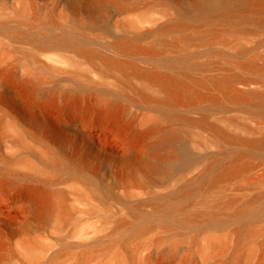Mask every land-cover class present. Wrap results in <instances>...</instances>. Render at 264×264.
<instances>
[{
  "label": "bare ground",
  "instance_id": "bare-ground-1",
  "mask_svg": "<svg viewBox=\"0 0 264 264\" xmlns=\"http://www.w3.org/2000/svg\"><path fill=\"white\" fill-rule=\"evenodd\" d=\"M64 2L66 12L58 22L50 9L41 14L31 5L29 13L22 5L15 10L25 25L47 31L35 36L16 32V38L34 42L41 65L63 58L74 67L84 66L86 74L95 73L98 84L45 87L40 76L28 77L26 70L13 67L1 81V104L7 102L11 112L0 111V144L8 133L25 135L16 128L27 123V135L43 154L41 165L55 175L17 185L20 197L34 207L35 219L59 227L72 217L66 191L56 186L64 176L81 182L86 174L96 191L114 199L118 190H149L172 181L170 190L155 197L119 201L132 219L165 217L195 227L235 224L238 239H249L241 217L264 218V191L241 199L230 191L260 183L238 185L254 163L264 162V136H238L233 130L239 123L228 113H264V63L237 60L250 40L263 39L264 0ZM54 28L57 32L50 31ZM89 41L102 42L113 55ZM257 79L258 87L250 88ZM18 86H24V97L16 94ZM44 109L55 116L45 118ZM140 112L145 113L138 119ZM8 116L11 121L4 123ZM89 125L94 128L85 133ZM99 127L128 147L129 163L90 142ZM73 136L75 144L69 139ZM83 149L110 170L106 185L88 167L92 157ZM124 225L120 221L116 227ZM257 234L264 255V230ZM21 246L26 252L36 249L28 241Z\"/></svg>",
  "mask_w": 264,
  "mask_h": 264
},
{
  "label": "rangeland",
  "instance_id": "rangeland-1",
  "mask_svg": "<svg viewBox=\"0 0 264 264\" xmlns=\"http://www.w3.org/2000/svg\"><path fill=\"white\" fill-rule=\"evenodd\" d=\"M64 1L0 0V111L11 112L7 102L1 104L4 101L1 81L4 80L5 70L11 67L21 73L26 70L28 77L40 76L45 87L58 86L61 89H72L76 86L98 84L95 73L86 74L83 71L84 66L74 67L63 58L54 60L48 66L41 65L38 62L40 57L33 52L34 42L16 38V32L35 36L46 34L47 31L43 30L41 25L32 27L25 25L15 16V10L22 5L29 13L31 5L41 14L44 10L50 9L58 22L66 12ZM55 29L57 28L50 31L57 32ZM262 36L261 41L250 40L237 60L255 58L257 64L264 63V34ZM89 44L95 49L113 55L100 41H89ZM61 53L69 57L71 55L66 50L63 52L61 50ZM197 60L203 58L197 56ZM136 62L140 66H146L141 59H137ZM260 82L261 79H257L249 86L258 87ZM103 85L106 87V84ZM14 90L18 96H25L24 86H18ZM42 112L47 119L55 116L53 110L44 109ZM141 113L145 112H140L138 119ZM190 115L196 117L197 112H192ZM228 115H234L239 123L233 130L238 136L246 138L264 136L263 112L250 114L237 109ZM7 121H11L9 116L3 118L4 123ZM17 126L16 129L24 132L25 135L8 133L0 144V255L2 257L0 264H161L163 261L170 264H262L264 262L262 237L259 234L253 235L264 230V218L249 220L247 217H241L240 222L245 227L247 237L248 235L250 237L240 241L234 231L237 227L235 224L222 227L210 225L195 227L179 224L177 220L165 217L132 219L127 215L124 204L119 201V198L125 202H134L155 197L170 190L172 181H165L149 190H138L133 187L125 192L118 190L115 192L117 199H114L96 191L87 182L89 176L86 174H83V181L80 182L64 176V173H58L64 177L56 186L66 191L73 215L59 227L37 221L34 217V207L20 197L17 185L26 181L35 183L45 180L46 177L53 178L55 175L52 170L41 165L44 157L40 148L27 135L29 131L27 123L25 125L19 123ZM93 128L91 125L85 126L83 131L90 133ZM92 135L90 142L93 145L112 156L120 154V159L130 162L132 157L128 147L106 127L97 128L96 133ZM69 139L75 144L78 138L73 136ZM81 152L91 155L92 159L87 162L88 167L96 172L97 178L101 180L100 184L106 185L110 170L104 165H99L91 152L85 149ZM251 180H258L260 183L254 188L232 190L230 194L241 199L264 191V162L254 163L253 168L240 177L238 185L242 188ZM92 182L95 180L92 179ZM120 221H125V225L117 228L116 225ZM144 225L148 228L140 232V228ZM24 241L35 245L36 249L30 252L24 251L21 246Z\"/></svg>",
  "mask_w": 264,
  "mask_h": 264
}]
</instances>
